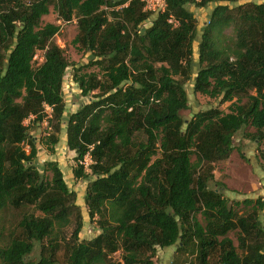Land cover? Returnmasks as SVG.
<instances>
[{"label": "trees", "instance_id": "16d2710c", "mask_svg": "<svg viewBox=\"0 0 264 264\" xmlns=\"http://www.w3.org/2000/svg\"><path fill=\"white\" fill-rule=\"evenodd\" d=\"M224 1L165 0L151 18L145 0H0V212L23 211L19 233L0 243V264H61L60 249L62 264H155L158 248L173 245L195 257L184 264H264V198L230 203L213 172L238 131L253 127L246 135L264 142V2ZM211 2L196 61L189 4ZM51 5L60 19H76L72 42L98 68L75 74L89 100L66 118L69 61L54 41L60 25L43 23ZM190 79L195 92L231 102L230 110L211 107L184 119ZM28 118L48 120L52 151L66 121L74 176L89 182L84 199L100 230L95 237L80 238L76 192L56 161L39 164ZM241 204L251 208L240 214Z\"/></svg>", "mask_w": 264, "mask_h": 264}, {"label": "rangeland", "instance_id": "374dc122", "mask_svg": "<svg viewBox=\"0 0 264 264\" xmlns=\"http://www.w3.org/2000/svg\"><path fill=\"white\" fill-rule=\"evenodd\" d=\"M148 9L152 10L151 18H154L160 10V2L153 3L156 0H145ZM263 0H227L231 6L241 4L244 2L258 3ZM217 2H211L204 7H198L195 4H189L190 9L194 12L197 18L198 36L194 42V59L198 60V45L201 38L202 31L206 26L209 15ZM155 7V9H153ZM54 22L60 25V30L54 36V41L63 48L65 55L69 61V66L66 70L63 82V98L65 102V118L72 112H75L82 104L89 100V96H84L81 93L79 84L75 81V74L82 72L98 71L96 66L88 65L90 63V52L85 51L79 45L73 44V38L78 33V26L76 19L71 21H64L58 17L53 5L50 7V13L43 16V23ZM147 24H149L147 22ZM225 33L232 36V27L225 28ZM43 58V51L38 50L35 54L36 62H41ZM36 65V64H35ZM81 66L84 68L81 69ZM79 68V69H78ZM188 92L189 107L181 111L184 119L189 120L199 111L207 110L211 107L219 108L225 112L230 110L231 102L221 103L219 99L211 98L200 92H195L194 81L190 79L185 84ZM245 100V98H244ZM47 111L50 110L47 108ZM50 116V114H49ZM29 125V133L35 137L38 146V162L42 164L46 161H56L61 167L64 178L69 187L76 192V203L79 205L83 215V227L80 232V238L89 240L95 237L99 232V228L94 220L90 219L88 208L85 203L84 195L89 184L83 178L77 179L74 176L73 168L77 165L75 159L76 153L67 147L66 143V121H62V129L59 133V142L54 146L52 151L47 146V135L52 132L48 120H43L39 123H31L28 118L25 121ZM254 131L253 127H246L238 131L233 137L234 149L231 155L223 160L213 163V172L215 179L219 185L223 186L222 191L230 203L245 198L256 199L258 197L264 198V160L261 158L260 152L264 148V142L259 143L253 138L248 137V132ZM195 158V157H193ZM87 161V162H86ZM90 157H86L84 163H90ZM87 168V164H84ZM48 175L51 172L47 171ZM251 207L245 204L237 206L240 214L246 213L247 209ZM29 212L35 211L36 214H41L40 211L29 207ZM23 211H10L6 209L0 212V243L3 244L15 233H19L16 225L21 217ZM198 217L204 222L202 216ZM261 220L264 223V214L261 213ZM74 225L70 224L64 231V237H70ZM234 241L236 246L239 245L238 230H231L228 234ZM40 255V244L36 243V248L31 255L32 259L38 258ZM59 262L62 264L65 260L64 251L60 249L56 255ZM116 260L121 259V252L118 251L113 254ZM195 257L177 251L176 246H169L165 248H158L154 257L155 264H184L186 261L194 260Z\"/></svg>", "mask_w": 264, "mask_h": 264}, {"label": "built area", "instance_id": "2783aa9c", "mask_svg": "<svg viewBox=\"0 0 264 264\" xmlns=\"http://www.w3.org/2000/svg\"><path fill=\"white\" fill-rule=\"evenodd\" d=\"M157 1L160 2V8H159V9H160V10H163L164 7H165V0H156V1H152V2H153V3H157ZM146 7H147V6H146ZM153 9H155V7H154ZM160 10H159V11H160ZM169 21H170V22H173V23L176 24V20H175L174 18H172V17L169 19ZM47 108L50 110L49 112L47 111ZM46 111H47L48 114H51L52 108H51L50 106L47 105V106H46ZM87 157H89V156H87ZM86 162H87V161H86ZM85 164L88 165V163H85Z\"/></svg>", "mask_w": 264, "mask_h": 264}, {"label": "crops", "instance_id": "0c3cea01", "mask_svg": "<svg viewBox=\"0 0 264 264\" xmlns=\"http://www.w3.org/2000/svg\"><path fill=\"white\" fill-rule=\"evenodd\" d=\"M260 2H264V0L263 1H259L258 3H260Z\"/></svg>", "mask_w": 264, "mask_h": 264}]
</instances>
